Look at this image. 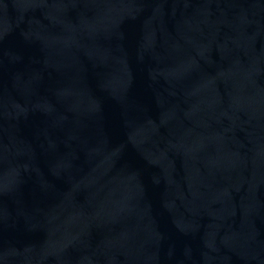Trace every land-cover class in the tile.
Segmentation results:
<instances>
[{
	"label": "water",
	"instance_id": "95a60500",
	"mask_svg": "<svg viewBox=\"0 0 264 264\" xmlns=\"http://www.w3.org/2000/svg\"><path fill=\"white\" fill-rule=\"evenodd\" d=\"M0 264H264V0H0Z\"/></svg>",
	"mask_w": 264,
	"mask_h": 264
}]
</instances>
